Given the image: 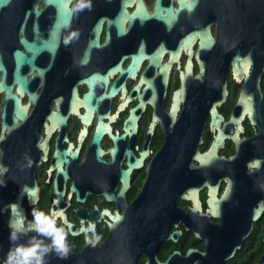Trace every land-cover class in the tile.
I'll return each instance as SVG.
<instances>
[{
	"label": "flooded vegetation",
	"instance_id": "obj_1",
	"mask_svg": "<svg viewBox=\"0 0 264 264\" xmlns=\"http://www.w3.org/2000/svg\"><path fill=\"white\" fill-rule=\"evenodd\" d=\"M35 1L0 8V64L27 107L14 123L10 102L4 119L0 92V197L14 196L4 216L0 204V264L40 237L10 240L19 196L25 223L35 209L61 211L72 254L91 264H264V19L241 0H196L171 26L154 16L157 0H90L82 10L71 0L52 50L29 53L21 40L49 41L55 22L54 8L39 2L36 13ZM125 2L128 16L140 2L148 17L119 30ZM206 32L212 43L202 45ZM16 51L31 59L23 95ZM194 127L200 137L172 140ZM33 186L35 202L24 191Z\"/></svg>",
	"mask_w": 264,
	"mask_h": 264
},
{
	"label": "water",
	"instance_id": "obj_2",
	"mask_svg": "<svg viewBox=\"0 0 264 264\" xmlns=\"http://www.w3.org/2000/svg\"><path fill=\"white\" fill-rule=\"evenodd\" d=\"M10 0H0V8L4 7ZM71 0H36L35 3L32 6V10L36 13L39 12L38 10V4L39 2H42L43 5H49L54 8V13H55V22L53 25L52 33H51V38L49 41L43 42L41 45L29 42L26 39H22L21 42L25 48V50L29 53H35L41 48H48L52 50L54 47V43L56 41L58 31L60 28L66 26L69 23L70 17H71V10L69 8ZM134 0H130L132 2ZM130 2H125L123 3V6L121 8V11L119 12V15L117 16V19L115 21L116 27L121 30L124 28V23L125 20L130 17V18H135V17H148L145 8L141 5V3H138L137 9L135 12L131 15L128 16L127 11L125 10V6L130 3ZM179 2V8L174 10L171 6L164 7L161 5V0H157L156 4V9H155V14L157 19L160 21L166 23L168 26H171L173 22L176 20L177 14L180 13L181 11H191L192 4L195 2V6L197 5L196 0H178ZM241 6L244 9H251L252 12H254V19L257 22H260L262 19H264V0H241ZM102 28V22H98L96 25L95 29L96 31H100ZM202 45L203 44H211L212 39L209 35L208 32L204 34L202 37ZM15 61H16V69L14 71V82L17 83L18 85V93L23 95L26 92V87H27V81L25 76L21 75L20 69L23 65L25 64H30L31 59L30 57L22 52V51H16L15 54ZM244 69H246V65L242 64ZM235 70L238 71V68L235 66ZM0 71H3V80L0 82V92H5L6 93V100H5V105L3 109V118L6 119L7 113L9 110L10 102H11V115H12V120L14 123H17L18 119H24L26 115V106L21 104V99L19 96L16 94L12 93V85H9L6 83V78H7V71L5 67L0 64ZM90 91L86 95V99H90V96L92 95V89L94 84L90 83ZM113 92V90H112ZM73 101L76 100V90L73 89ZM185 93L184 87L181 89L177 90L174 94V102L171 107V110L169 112V117L172 119V121H175L177 112L179 109V103L181 100V96ZM213 118L214 121L216 119V114L213 112ZM201 135V129L200 127H194V128H188V133L184 128H181L179 132H177V136L172 139L173 141H191L196 139V137H200ZM36 186H33L31 191L33 194L31 196H28V198L31 200V202H35L37 197H36ZM14 198V196L10 193L3 192L1 197H0V204L2 205V215L4 216L5 209L7 206V203L10 201V199ZM17 199L16 204L17 209L15 212V215L13 213L11 214L10 220L14 223L17 219H25V209L21 206L22 202V197L19 196ZM3 223V221H2ZM36 233L35 231H33ZM37 238H40L37 236ZM44 239L46 244L51 243V239H47L44 237H41ZM30 239H24L21 242L27 245L29 243ZM19 243V242H18ZM66 248L68 249V259L66 261H61L55 250L50 252L49 254L46 255L45 257V264H75V262H79L80 264H91L90 257L88 255H83L82 253L79 255H73L68 243L65 240ZM193 252V250H189V253ZM169 260L166 263L163 264H168ZM115 264H126L125 260L122 257H118Z\"/></svg>",
	"mask_w": 264,
	"mask_h": 264
},
{
	"label": "clouds",
	"instance_id": "obj_3",
	"mask_svg": "<svg viewBox=\"0 0 264 264\" xmlns=\"http://www.w3.org/2000/svg\"><path fill=\"white\" fill-rule=\"evenodd\" d=\"M90 7V0H79L75 5L76 9L82 10ZM195 2L192 4L194 9ZM2 138V137H0ZM0 186H6L4 180L0 179ZM24 191L31 196L33 192L27 188ZM15 215L17 205L9 206ZM33 219L25 223V219H17L14 223L9 221L11 229L10 240L15 242L20 236L28 232L35 231L40 237L50 238L51 243L46 244L44 239L32 237L27 245L16 244L12 247L3 264H45L47 254L55 250L58 258L63 262L68 259V249L65 244V233L62 226H58V220L62 221L63 213L56 209H51L49 212L35 209L32 213Z\"/></svg>",
	"mask_w": 264,
	"mask_h": 264
}]
</instances>
